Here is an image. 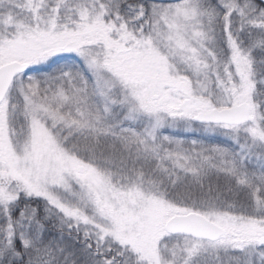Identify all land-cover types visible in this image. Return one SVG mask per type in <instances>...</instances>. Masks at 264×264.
I'll use <instances>...</instances> for the list:
<instances>
[{
  "label": "snow or ice",
  "instance_id": "1",
  "mask_svg": "<svg viewBox=\"0 0 264 264\" xmlns=\"http://www.w3.org/2000/svg\"><path fill=\"white\" fill-rule=\"evenodd\" d=\"M0 264H264V0H0Z\"/></svg>",
  "mask_w": 264,
  "mask_h": 264
}]
</instances>
